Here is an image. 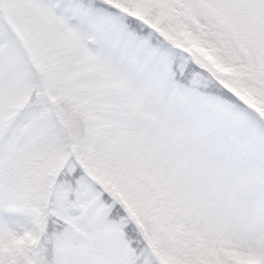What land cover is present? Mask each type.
I'll return each instance as SVG.
<instances>
[{
	"label": "snow or ice",
	"instance_id": "snow-or-ice-1",
	"mask_svg": "<svg viewBox=\"0 0 264 264\" xmlns=\"http://www.w3.org/2000/svg\"><path fill=\"white\" fill-rule=\"evenodd\" d=\"M0 264H264V0H0Z\"/></svg>",
	"mask_w": 264,
	"mask_h": 264
}]
</instances>
